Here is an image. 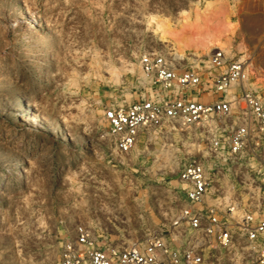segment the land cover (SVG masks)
Segmentation results:
<instances>
[{
    "label": "rangeland",
    "instance_id": "1",
    "mask_svg": "<svg viewBox=\"0 0 264 264\" xmlns=\"http://www.w3.org/2000/svg\"><path fill=\"white\" fill-rule=\"evenodd\" d=\"M182 12L200 30L189 40L235 30L224 51L246 62L264 101L249 74L264 78V0H0V264H59L79 228L97 246L144 243L183 207L178 173L192 160L205 165L207 204L264 210V137L216 162L205 123L142 133L127 154L108 136L107 110L151 96L139 56L175 57L147 18ZM209 54L181 64L206 66Z\"/></svg>",
    "mask_w": 264,
    "mask_h": 264
},
{
    "label": "built area",
    "instance_id": "2",
    "mask_svg": "<svg viewBox=\"0 0 264 264\" xmlns=\"http://www.w3.org/2000/svg\"><path fill=\"white\" fill-rule=\"evenodd\" d=\"M151 96L104 113L113 147L127 154L140 134L183 132L205 123L212 136L203 147L217 161H233L264 137V101L251 88L247 64L212 50L206 66L181 64L151 52L138 58ZM185 186L183 207L160 233L142 244L97 246L79 228L62 250L59 264H264V210H224L206 203L209 178L203 161L178 173Z\"/></svg>",
    "mask_w": 264,
    "mask_h": 264
},
{
    "label": "bare ground",
    "instance_id": "3",
    "mask_svg": "<svg viewBox=\"0 0 264 264\" xmlns=\"http://www.w3.org/2000/svg\"><path fill=\"white\" fill-rule=\"evenodd\" d=\"M185 13L186 12H182L179 16V20L171 24L166 23L163 19L157 16H149L147 18L146 26L151 29L152 34L158 41L165 43L168 46L171 55H174L176 58L183 60L186 52L188 51H193L195 55L200 56L207 55L215 49L224 51L225 49H227V47H229L231 39L235 33V30L232 28H229L226 34L218 38L207 36L197 38L194 41L189 40V38L185 35L188 33H197V30H199V28L187 22L188 19L185 17ZM29 17L32 18V20H35L31 14H29ZM249 74L255 77V83L257 85L259 84L264 87L263 77L258 75L257 72L250 69ZM23 163L24 162H22L21 164Z\"/></svg>",
    "mask_w": 264,
    "mask_h": 264
}]
</instances>
